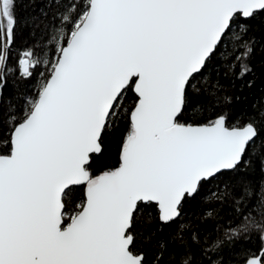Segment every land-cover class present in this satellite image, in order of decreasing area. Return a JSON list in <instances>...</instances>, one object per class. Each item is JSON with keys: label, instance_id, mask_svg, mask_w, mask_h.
<instances>
[{"label": "snow or ice", "instance_id": "6c2138e0", "mask_svg": "<svg viewBox=\"0 0 264 264\" xmlns=\"http://www.w3.org/2000/svg\"><path fill=\"white\" fill-rule=\"evenodd\" d=\"M0 264H264V0H0Z\"/></svg>", "mask_w": 264, "mask_h": 264}]
</instances>
